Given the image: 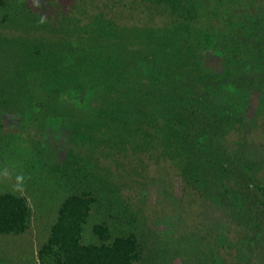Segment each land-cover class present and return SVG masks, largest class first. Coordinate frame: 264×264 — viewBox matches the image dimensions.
I'll list each match as a JSON object with an SVG mask.
<instances>
[{
	"label": "trees",
	"instance_id": "1",
	"mask_svg": "<svg viewBox=\"0 0 264 264\" xmlns=\"http://www.w3.org/2000/svg\"><path fill=\"white\" fill-rule=\"evenodd\" d=\"M3 115L41 136L49 117L64 118L75 142L40 171L50 182L40 196L0 190V235H20L29 196L43 205L63 187L38 264L141 260L120 184L151 164L160 179L174 172L186 198L157 217L186 223L182 205L202 203L184 234L153 236L157 256L176 245L194 248L196 264H264V0H0ZM96 204L102 218L86 241Z\"/></svg>",
	"mask_w": 264,
	"mask_h": 264
},
{
	"label": "rangeland",
	"instance_id": "2",
	"mask_svg": "<svg viewBox=\"0 0 264 264\" xmlns=\"http://www.w3.org/2000/svg\"><path fill=\"white\" fill-rule=\"evenodd\" d=\"M128 14L139 17L138 13L135 12H126L124 15ZM84 22L83 20L82 23ZM75 37L82 36L76 34ZM84 37L86 36L84 35ZM216 59L217 57L215 56H209L206 58L205 63L207 65H212L215 63ZM91 104L95 103L93 102ZM84 110L88 111V109ZM21 120L19 116H14V118L4 116L0 123V141L5 142V144L8 143L9 147H5L6 155L0 160V190L11 189L19 192H26L25 189H27L26 187L28 186L30 190L24 194H32L33 196L39 194L40 196L42 193L36 190L43 189L41 188L43 187L41 182H43L45 186L50 183L44 180L40 171L47 172V175L48 173L51 174L50 170L52 167H54V169L57 168L54 164H59V162L62 163L64 161L68 156L70 147L75 146V142L71 139V130L67 127V122L64 118L49 117V127L43 136L35 134L32 130L28 129L30 124L27 127V130L30 131L28 134L23 127L19 126L18 123L21 122ZM98 156L100 163L101 160H105L104 158L101 159V154H98ZM4 160H6V162H4ZM106 161L109 162V164L106 165L109 167L111 173L118 171L116 162H112V159ZM138 164L140 163L137 162L135 165ZM4 168H10L8 177L2 175V170ZM162 172L165 173L166 171L162 169ZM167 172L170 173L169 171ZM135 173L136 175H133L131 178L124 181V183L120 184V196L125 200V206L128 204L127 206L130 207L131 214L129 219L132 222V226L142 232L141 238L144 240L143 257L133 264H196L197 260L194 256L196 250L194 248L191 252L185 254L183 249L171 244L172 246L168 249L166 254L161 253L160 257L157 256L152 238L154 235L160 234H167L169 237L170 232H172L170 230L173 228H177V232L174 233L175 235L181 234L185 231V227L193 226L196 223L192 221L193 216H197L195 208L197 211H201L200 208L198 209L197 207L202 203H197L192 210L182 205L185 210L182 216L186 223H182V219L179 220L178 216V220L176 221L172 215L165 219L157 217V214L171 213L172 210L168 207V201L177 200L176 197L173 196L181 198L182 195L183 197L181 180L174 172L170 175L167 173L169 179L158 178V174L161 172L154 164L149 165L147 169L142 168L141 170H136ZM17 174H23L25 176L22 189L15 188V176ZM91 183L97 188V184H95L97 180H92ZM51 188V193L48 191L47 194V197L50 195L51 197L48 198V202L46 200V203L44 202L43 205L40 204V201L39 204L36 205L38 198L29 196V201L33 207V215L31 225L26 232L20 235H0V264L39 263L37 259V249L39 244L44 241L47 236V227L53 220L52 217L54 215L55 205L53 204L54 200L52 196L55 197V195H57L59 197L64 191L63 187L59 186L57 183L52 185ZM182 207H179V209ZM94 208L89 223L86 226V241L94 240V236H92L91 233V225L94 222L100 221L102 218L101 206L96 204ZM177 213H179V211ZM180 214L181 213H179V215ZM154 216L157 217L156 220ZM132 217H134V219ZM174 224L175 227L173 226Z\"/></svg>",
	"mask_w": 264,
	"mask_h": 264
},
{
	"label": "clouds",
	"instance_id": "3",
	"mask_svg": "<svg viewBox=\"0 0 264 264\" xmlns=\"http://www.w3.org/2000/svg\"><path fill=\"white\" fill-rule=\"evenodd\" d=\"M9 169L8 168H4L2 170V175L4 177H8L9 176ZM15 180H16V184H15V188L16 189H22L23 185H24V181H25V176L23 174H17L15 176Z\"/></svg>",
	"mask_w": 264,
	"mask_h": 264
}]
</instances>
